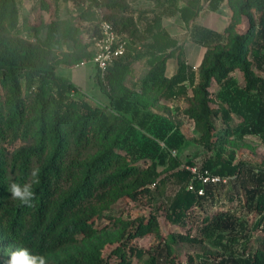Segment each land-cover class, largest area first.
I'll return each instance as SVG.
<instances>
[{
	"label": "trees",
	"instance_id": "trees-1",
	"mask_svg": "<svg viewBox=\"0 0 264 264\" xmlns=\"http://www.w3.org/2000/svg\"><path fill=\"white\" fill-rule=\"evenodd\" d=\"M72 1L75 18L62 19L49 0H38L39 8L54 18L46 22L27 15L19 23V0H0V254H6L0 264H106L103 251L113 245L110 255L115 264H159L157 253L145 257L143 249L128 246L135 237L160 234L155 213L134 220L117 217L110 224L100 225L99 220L117 201L148 194L150 185L157 187L166 176L179 183L166 213L173 223H183L212 194L213 186L203 185L189 170L192 163L172 153L183 142L181 121L151 111L168 110L164 100L182 96L187 100L182 114L192 120L198 142L214 151L198 167L200 173L236 178L244 163L234 162V148L226 149L231 137L254 134L264 144V76L256 71L264 70V0H226L230 18L221 32L194 24L204 0H182L175 7L184 25L192 26L194 40L205 47L196 80L177 39L162 24L173 11L154 0L157 7L151 9L152 18L144 28L149 41L137 45L128 40L125 53L107 69L105 79L98 80L109 97V108L71 96L76 86L56 72L66 60L53 51L71 42L76 50L71 63L92 59L94 52L87 51L75 20L93 24V42L99 34L96 9L120 5ZM205 1L215 11L224 0ZM104 17L124 33L132 23L129 18L120 29L110 14ZM20 33L33 41L18 37ZM143 57L149 65L146 73L126 85L131 64ZM171 57L177 68L167 75ZM235 70L241 72V80L233 76ZM234 116L238 119L231 123ZM137 128L151 137L144 136L135 151L128 147L132 148ZM16 141L21 144L10 150ZM134 153L150 162L138 164V158L128 157ZM255 172L261 190L250 196L255 197V209L263 212L257 227L264 233V169ZM200 187L204 195L197 194ZM234 225L227 211L217 212L203 216L201 236L176 233L170 238L189 245H198L202 238L220 244L222 232ZM164 246L163 264H177L170 242L164 240ZM219 264H264V245L247 257H230Z\"/></svg>",
	"mask_w": 264,
	"mask_h": 264
},
{
	"label": "rangeland",
	"instance_id": "rangeland-1",
	"mask_svg": "<svg viewBox=\"0 0 264 264\" xmlns=\"http://www.w3.org/2000/svg\"><path fill=\"white\" fill-rule=\"evenodd\" d=\"M51 8H56V16L62 19L75 18L77 11L75 10L72 0H49ZM103 3H119L120 7H103V12L111 15V19L116 22L118 28H122L123 24H126V20L131 18L132 23L126 27V37L129 41L143 45L144 42L149 41L147 33L144 31L146 24L151 20L153 12L151 9L157 7L154 0H100ZM164 6L169 11H173V15H178L175 12V7L182 5V0H161ZM203 9L206 10V15H217L220 18L226 17V11L221 10L218 12L207 11L209 10L206 1L203 2ZM19 23L22 22V18L29 15L30 17H41L44 21L48 22L54 18L55 15H51L38 6V0H19ZM125 7V9L121 8ZM222 7H225L224 5ZM159 8H156L158 11ZM228 14V13H227ZM169 17H165L168 19ZM164 19V20H165ZM75 23L79 25L81 30V37L84 43H88L87 51H94L92 37V23L84 22L79 19L75 20ZM166 24L174 28L175 33L172 37H176L178 46L183 51V57H186L188 62L192 65L196 63V55L200 49V46L195 44L193 28L183 26L181 20L177 18L167 21ZM216 24V19H215ZM210 26L209 24H205ZM244 28V26H242ZM41 34V38L44 37V33ZM18 37H22L27 42L33 41V39L24 33L17 34ZM76 50L72 48L71 42H64L62 49L53 51V55L59 58H63L66 61L56 66V72L60 75L67 77L75 86L76 91L71 92V96L77 99L86 100L92 106L98 107H110L109 97L107 93L100 89L98 80L99 76L96 74V67L91 59H83L80 63H71L72 57L75 55ZM86 61V62H84ZM175 57H171L166 63V73L172 74L176 67ZM147 71L146 57H143L131 64V70L125 78L126 85H130L131 81L139 79ZM261 76H264V70H256ZM233 76L236 79L241 80V72L235 70ZM215 81L209 88L213 94L216 90ZM190 93V92H189ZM168 110L153 109L151 110L154 115L158 117H165L171 121H181L180 132L183 135V142L176 149V155L182 160V162H191L193 166L200 167L205 158L212 155L214 151L204 147L198 142V133L196 132L192 120L182 114V109L187 106V100L185 98H174L167 101H162ZM215 108V104H211ZM238 117L234 116L231 123H235ZM217 128L222 127V124L215 122ZM143 135V136H142ZM151 137L148 132H144L137 128L130 144L131 150H139V146L143 141V137ZM231 143L226 145V149L234 148L236 158L234 162L238 160L242 161L244 165L241 167L236 178L230 180L227 184L217 185L212 188V194H210L201 204L194 207V209L186 216L183 223H173L167 218L168 204L170 199L179 187V183L171 176H166L162 182L154 187V184L150 185V192L148 194H141L135 200L124 201L119 200L110 210L104 212V218L99 220L100 225L104 223H112L117 217L123 219L134 220L140 217H147L150 212L157 215L160 234H148L142 237H135L128 241V246L132 245L137 248H141L145 251V257L151 253H157L159 256L158 263L163 264V258L165 257L164 240L170 242L172 252L176 255L177 264H219L222 259L230 257H247L248 254L253 253L258 247L264 245V233L260 227H257V223L261 218L262 213L255 209V197L251 198L253 191L257 190L255 196L260 192V188L256 186V172L255 169H264V144L260 141L259 137L254 134L245 136H234L230 138ZM21 144L20 141H16L15 144L10 145L9 149L18 147ZM160 146L163 147V143L160 142ZM134 153L129 155L130 159L135 160L137 163L144 166L150 161H144L141 157L135 156ZM226 152L224 156H226ZM162 166L158 165V169ZM165 174L160 176L164 177ZM227 211L231 219H234L235 225L231 231H224L220 244H213L210 240L202 238V242L198 245L184 244L179 241L172 242L170 234L176 233H189L190 235L201 236L198 230L202 225V218L204 215H213L217 212ZM108 215H111L110 218ZM111 220V221H110ZM217 234V232H216ZM234 238V240H231ZM217 241V240H216ZM115 245L108 246L103 251V256L106 259V264H115L116 258L114 255H110L111 250ZM6 254H0V259L5 257ZM8 263L11 261V256H8ZM135 261V259L133 260Z\"/></svg>",
	"mask_w": 264,
	"mask_h": 264
},
{
	"label": "built area",
	"instance_id": "built-area-1",
	"mask_svg": "<svg viewBox=\"0 0 264 264\" xmlns=\"http://www.w3.org/2000/svg\"><path fill=\"white\" fill-rule=\"evenodd\" d=\"M98 14V36L93 38L94 54L91 61L96 67V73L100 79H105L107 69L112 63L119 57H121L125 51L128 39L124 32H120L113 23L104 17L102 9H96ZM86 62V61H84ZM176 154L175 151H172ZM189 170L197 176L203 185H212L213 187L221 184H227L234 176H223L219 174L200 173L198 167L188 166ZM189 188H193L192 184ZM198 195H204L205 191L203 187L197 189Z\"/></svg>",
	"mask_w": 264,
	"mask_h": 264
},
{
	"label": "crops",
	"instance_id": "crops-1",
	"mask_svg": "<svg viewBox=\"0 0 264 264\" xmlns=\"http://www.w3.org/2000/svg\"><path fill=\"white\" fill-rule=\"evenodd\" d=\"M225 6V7H222V6ZM221 8H222V10H224V11H226V17H222V18H220L218 15L216 16V17H214V16H208V15H206L207 13L205 12L206 10H204V9H202L200 12H199V14H198V16L196 17V19L194 20V24L196 25V26H202V27H206V28H208V29H211V30H213V31H216V32H221L224 28H225V26L228 24V22H229V18H230V11H229V9H228V7H227V4H226V0H224L221 4H220V6H219V8L217 9V10H215L214 12H218V11H220L221 10ZM208 12L209 11H212V10H207ZM228 13V14H227ZM177 18H179L180 20H181V18L179 17V14L178 15H174V16H172V17H169L168 19H165V18H163L162 19V24H163V26L165 27V29L168 31V33L170 34V35H172V34H174L175 33V31H174V28H172L171 26H169L168 24H166V20L167 21H169L170 22V20H174V22L177 20ZM165 19V20H164ZM215 19H216V24H215ZM181 22H182V24H183V26H185L184 25V23H183V21L181 20ZM205 24H209L210 26H206ZM176 38V37H175ZM190 41H193L195 44H197V45H199L200 46V49H199V51H198V53H197V55H196V63L194 64V65H192V64H190L189 62H188V60H187V58L186 57H183L184 59H185V61H186V63H188L189 65H191L192 67H193V69H194V71H195V80L197 79V67H198V65H199V63H200V61H201V59H202V56H203V53H204V51H205V47L202 45V44H200V43H198L197 41H195V40H190ZM167 63V62H166ZM149 68V65L147 64V69ZM167 68V67H166ZM176 68H177V64H176V67H175V70H174V72L176 71ZM173 72V73H174ZM172 73V74H173ZM167 74V73H166ZM167 75H171V74H167ZM242 76V75H241ZM136 80V79H135ZM188 84V83H187ZM215 84V83H214ZM212 85H213V82H212ZM215 86V88H216V84L214 85ZM189 90L190 89H188V92H189ZM177 98H181V97H177ZM182 98H184L183 96H182ZM174 99V98H173ZM164 101H167V100H164Z\"/></svg>",
	"mask_w": 264,
	"mask_h": 264
}]
</instances>
